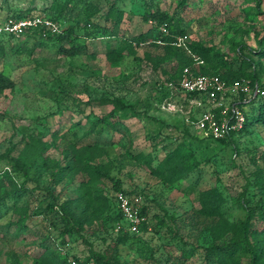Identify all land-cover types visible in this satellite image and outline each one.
Returning a JSON list of instances; mask_svg holds the SVG:
<instances>
[{"label":"rangeland","instance_id":"1","mask_svg":"<svg viewBox=\"0 0 264 264\" xmlns=\"http://www.w3.org/2000/svg\"><path fill=\"white\" fill-rule=\"evenodd\" d=\"M55 1L0 0L1 23L18 16L42 17L58 27L68 23L75 26L83 47L80 54L67 56L52 42L38 45L53 32L45 22L1 39L0 74L15 85L0 94V154L27 155L36 161L27 175L15 172L9 159L2 161L0 196L14 190L12 179L23 187L7 197L0 213V264H50L48 253L71 261L92 251L109 258L115 247L119 264H210L205 248L215 240L242 237L247 204L264 197V122L224 143L203 131L199 119L216 104L217 111L237 104L247 116L260 106L264 93L231 91L215 104L206 94L190 99L187 93L168 90L165 82L181 61L166 54L162 40L141 43L137 54H130L126 39L103 35L112 20H88L81 12L88 1L106 13L109 0H59L72 7L67 17L58 16ZM115 2L128 40L158 24L144 17L151 5V11L167 12L185 30L188 45L205 48L206 69L224 74L257 69L264 83V0ZM162 25L159 30L168 34ZM242 48L256 64L241 54ZM112 49H121L123 59L110 61ZM244 79L253 89L251 79ZM118 97L133 109L119 110L116 123L95 128L94 123L115 108L111 100ZM28 143L34 146L29 154ZM74 148L114 179L91 182L79 165L72 168L71 161L79 156ZM172 150L186 155L195 167L186 177L167 183L153 169ZM114 181L134 201L140 198L141 210L146 208L138 231H131L119 214ZM212 188L224 200L221 216L201 212V192ZM55 198L59 204L52 209ZM61 205L68 208L73 223L81 222L84 228L65 234ZM254 241L264 263V235ZM238 255L242 264H250L251 251L244 248Z\"/></svg>","mask_w":264,"mask_h":264},{"label":"trees","instance_id":"2","mask_svg":"<svg viewBox=\"0 0 264 264\" xmlns=\"http://www.w3.org/2000/svg\"><path fill=\"white\" fill-rule=\"evenodd\" d=\"M84 1V0H81ZM109 9L106 13H102V9L95 5L92 2L86 1L85 7L81 8V12L85 13L88 16V20H92L93 18H97L99 16H104L107 20H112V27H104L103 35H107L108 37H122L126 39L127 50L130 54L136 55L137 49L136 46L141 43L147 41H153L156 43L157 40H162L164 43L160 45L166 51V54L169 56H176L180 59V68L172 74L167 81L165 82L168 90H177L173 89L167 85V82L174 81L175 83L179 82L182 78L183 70L186 66L191 67V69L200 74H219L221 77L226 79L228 82H233L237 79L248 78L251 79L253 88L255 89L257 83L261 90L264 91V83L260 81L258 77L257 69H254L252 73H248L247 71L243 72H229L222 73L219 71H210L205 68V61L208 60V56L205 53V48L199 43H191L187 44V47L176 45L174 42L178 36L184 35L185 30L182 29L179 25H177L173 18L168 15L167 12L161 10L151 11V5L147 6V11L144 15L146 20L155 19L158 24H155L150 28L147 32H142L139 35L132 36L130 40L127 39V30L122 27L123 17L121 9L116 6L115 0H109ZM54 7L59 8L57 10L59 17H67L68 12L72 7L68 1L61 2L56 0L54 3ZM24 17L18 16L15 19H23ZM92 18V19H91ZM56 20V19H55ZM166 25L169 29L168 34L163 33L159 30L160 25ZM98 27V26H96ZM32 30V28H30ZM29 29V30H30ZM26 32V31H25ZM24 32V33H25ZM23 33V34H24ZM49 33V32H48ZM10 35V34H9ZM10 36H13L12 34ZM7 37V33H0V44L1 39ZM10 38V37H8ZM80 35L77 33L74 25H69L68 23L59 24V30L56 32L50 31L48 37L44 39H39L38 45L44 46L47 42H52L53 45L58 46V51L67 56H74L80 54L83 50L82 44L78 42ZM157 44V43H156ZM184 49H188L190 54L187 56ZM242 48L241 54L243 56H247L250 60V64H256V60L250 55H246ZM264 51L260 52V54ZM196 55V56H195ZM150 57V55H147ZM195 56V57H194ZM124 52L121 49H112L108 53V58L110 61H118L123 59ZM197 57V58H196ZM206 59V60H204ZM202 61V62H201ZM154 62H156L154 60ZM155 64H158L156 62ZM14 82L5 74H0V94L3 93L8 88L14 87ZM182 92V91H180ZM185 93V92H184ZM189 98H200L203 97L204 94L199 92L187 93ZM105 101V100H103ZM115 108L109 113L104 114L100 117L95 123L94 127H98L101 124H113L116 123L115 120H119L120 113L119 110H125L126 108L133 109V106L127 104L122 98H114L111 100ZM256 122H264V100L260 103L258 107H252L250 112L247 113V120L243 129L237 132H233L227 137L217 139L221 142H233L234 136L242 132L244 133L250 126H252ZM115 125V124H114ZM34 146L31 144H27L26 150L29 154L30 150ZM76 152L79 154L78 161H71L70 166L72 168H76L78 165L81 167V170L88 172L91 182L102 180L103 178L114 179L108 171L103 169L100 165H91L90 162H87L85 157L81 156V152L79 149H76ZM7 158L11 162L13 169L15 172L23 171L25 175L28 174L31 166L35 163V159L29 160L27 155L21 156H13L10 154H0V171L4 170L2 167V161ZM186 155L180 153L178 150H172L167 157L162 161V163L156 168L153 169L155 174L159 175L164 179L167 183H175L178 180L186 177L191 173L194 169L195 165L188 164V159L186 161ZM258 162V161H256ZM50 166V161H47ZM58 176L57 172L52 170V177L56 178ZM261 179L264 184V174L262 173ZM12 181V186L15 187L13 191H6L4 195L0 196V213L5 209L6 203L4 202L7 197L14 192H20L23 186L19 187L18 182L14 179ZM89 184V183H88ZM116 191H124L128 193L120 183L114 181L113 183ZM93 196L92 193H90ZM97 198L100 200H105L103 195H97ZM224 200L222 198V194L216 188L206 189L201 192V212L207 216H221L222 215V205ZM59 204L58 200L55 198L50 204L52 209H56V206ZM61 212L63 214V220L65 222L64 233L65 234H74L76 228H84L81 222H77L78 224H74L72 218L69 215L68 208L65 205L60 206ZM122 218L123 214L119 213ZM146 214V208L141 210V215L144 216ZM124 219V218H123ZM243 223V236L236 239H222L220 241L215 240L211 242L210 246L206 247L207 258L210 264H242L239 258L238 253L245 250L252 252V259L250 264H264L259 260V251L260 248L254 246L257 235H264V197L260 198L254 204H247V218L242 222ZM78 226V227H77ZM48 253L45 255V258L50 261V264H72L73 261H76L77 264H119L118 259V248L115 247L114 254L112 257L106 258L102 256L100 253L96 251H92L87 256H74L71 261L69 257H60L59 255Z\"/></svg>","mask_w":264,"mask_h":264},{"label":"built area","instance_id":"3","mask_svg":"<svg viewBox=\"0 0 264 264\" xmlns=\"http://www.w3.org/2000/svg\"><path fill=\"white\" fill-rule=\"evenodd\" d=\"M44 22L49 24L53 28L54 32L59 30L58 26L49 20L44 21L42 17L23 19L9 18L3 23L0 22V33L20 36L28 29L38 26ZM151 22L153 21L151 20ZM161 28L165 31L167 29L166 25H162ZM174 43L178 46L187 47L185 35L178 36ZM167 85L185 93L199 92L206 94L210 97V102H214L215 104L220 99L225 98V96L231 91H242L248 93L253 91L257 93H264L263 90L259 89V86L252 89L247 79L228 82L219 74H200L193 71L189 66L184 68L182 78L179 82L175 83L174 81H170L167 82ZM216 105L203 111L199 119V127L203 131L212 135L216 139H220L244 128L247 116L242 107L237 104H233L231 107H222L217 111V109H214ZM114 195L120 212L123 214L124 221L128 224V228L134 232L138 231L144 220V216L141 215V209L137 205L140 198L136 197L134 201V198L124 191H116ZM72 264L77 263L76 261H73Z\"/></svg>","mask_w":264,"mask_h":264}]
</instances>
